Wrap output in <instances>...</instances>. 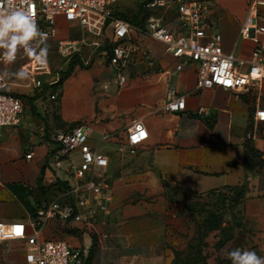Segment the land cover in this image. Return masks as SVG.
Here are the masks:
<instances>
[{
    "label": "crops",
    "instance_id": "0c3cea01",
    "mask_svg": "<svg viewBox=\"0 0 264 264\" xmlns=\"http://www.w3.org/2000/svg\"><path fill=\"white\" fill-rule=\"evenodd\" d=\"M203 1L210 4L208 30L220 34L223 51L247 62L254 42L242 38L240 28L246 18L264 23V0ZM151 12L161 15L169 30L184 29L173 3ZM144 24L145 19L132 23ZM130 37L136 49L126 69L128 82L119 91L113 84L102 87L112 77L109 63L101 52L91 54L93 47L80 44V31L61 15L46 43H79L68 76L55 83L69 67L66 59L59 65L47 58L49 73L38 75L30 70L34 61L18 57L12 65H23L28 76L8 80L7 91L21 98L22 111L16 125L0 126V220L25 223L27 234L37 231L41 241H66L82 252L84 264H231L220 254L225 246L264 256V122L252 119L256 108H264V80L239 91L198 89L195 62L174 58L148 33L134 30ZM142 51L156 68L147 66ZM87 60L89 67L79 68ZM173 94L184 98L183 110L164 109ZM137 119L148 136L129 155L127 128ZM79 122L90 124L88 143L108 160L100 171L108 212L80 221L63 220L56 212L38 216L53 201L69 202L65 186L73 183L72 170L66 161L54 166L61 153L51 135ZM212 194L238 195L236 210L219 209V227L205 228L201 217L193 226L183 199ZM25 250L24 239L1 242L0 264L23 260Z\"/></svg>",
    "mask_w": 264,
    "mask_h": 264
},
{
    "label": "built area",
    "instance_id": "2783aa9c",
    "mask_svg": "<svg viewBox=\"0 0 264 264\" xmlns=\"http://www.w3.org/2000/svg\"><path fill=\"white\" fill-rule=\"evenodd\" d=\"M132 0H12L16 6L30 10L41 31L48 33L47 41L54 34L55 18L61 15L72 23L81 33L80 44L93 47L91 54L101 52L112 69L110 82L104 83L107 89L113 84L116 91L121 90L128 82L127 67L136 46L131 44V33H148L165 45V51L178 60L187 59L197 64L196 87L209 89L220 87L223 90L239 91L256 82L264 80V23H251L245 19L241 28L242 38L251 39L254 47L247 62L237 59L232 53H225L221 46V36L208 30L207 13L210 4L203 0H142V9L146 10L145 24L135 27L129 20L113 14L116 4ZM137 1V0H135ZM173 3L177 10L180 29L171 31L164 24L161 15L151 12L154 8H163ZM46 41V42H47ZM78 44L62 40L56 41L57 51L68 60L79 50ZM107 48L99 50L102 46ZM142 55L149 68H156L157 63L146 52ZM87 60L85 64H89ZM239 65H246L244 71ZM181 63L176 65L180 69ZM33 74L49 73L48 65L37 62L30 65ZM60 77V76H59ZM59 78L55 83L58 84ZM41 86L39 80H35ZM8 80L0 81V126L16 125L22 111V100L19 96L7 91ZM59 86L50 96L56 99ZM182 96L170 95L164 109L178 112L184 109ZM255 123L264 122V108L253 112ZM91 126L87 122L75 123L64 129H57L51 135L57 144L61 157L53 164L60 168L66 161L72 172L73 183L67 185L65 193L69 202L65 205L53 201L45 210H39L38 216L56 212L63 220L80 221L83 216L88 220L97 211L108 212L107 201L110 199L103 192L100 171L107 166V157L88 143ZM147 129L141 119H137L127 128V148L129 155L137 153L138 147L146 140ZM104 135L103 138H106ZM79 153L76 163L72 162L73 153ZM32 152L25 155L30 158ZM24 239L26 250L21 261L9 264H84L82 252L71 247L64 240H45L38 238V232L27 234L25 223L20 221L3 222L0 220V243L5 240Z\"/></svg>",
    "mask_w": 264,
    "mask_h": 264
},
{
    "label": "clouds",
    "instance_id": "9594fccd",
    "mask_svg": "<svg viewBox=\"0 0 264 264\" xmlns=\"http://www.w3.org/2000/svg\"><path fill=\"white\" fill-rule=\"evenodd\" d=\"M48 33L41 31L31 11L16 6L12 0H0V81L26 79L25 67L12 68L18 57L48 63ZM220 254L231 264H264V256L247 248L225 246Z\"/></svg>",
    "mask_w": 264,
    "mask_h": 264
},
{
    "label": "rangeland",
    "instance_id": "374dc122",
    "mask_svg": "<svg viewBox=\"0 0 264 264\" xmlns=\"http://www.w3.org/2000/svg\"><path fill=\"white\" fill-rule=\"evenodd\" d=\"M142 0H132V1H126V2H122L119 3L115 6V11L117 14H122L124 17L128 18L129 21H144V19L146 18V10L142 9V7L140 6V2ZM146 11V12H145ZM49 49V54H48V58L50 60L51 63L54 62V60L56 62L59 63V65H61L63 63V61L68 60L67 58L63 57L62 55H60L57 51V47H56V43H46ZM71 60V59H70ZM69 60V63L71 62ZM89 64H83L81 63L79 68L81 69H85L88 68ZM65 69V67L63 68ZM76 155L73 156L72 158V162L76 163L77 159H76ZM222 194H220V196H216L214 194L209 195L208 197L204 198V199H200V196H190V197H185L183 199V204L184 207H186L187 210H189L190 215H189V220L190 222H193V226H198V222H200V217L201 219L208 215L209 211L213 210L215 205H218L221 207H223V209L226 211V213L228 211L232 212L233 214V210H236V207H232L231 204V198H228L226 196H221ZM229 216V215H226ZM230 217H226L225 220H229ZM236 218H231L230 221L233 222H237ZM193 233V231H192ZM197 237L198 236H194ZM199 239V238H198ZM198 239L194 240V244L198 241ZM198 249H195L194 251V255H193V260H197V258L199 257V251Z\"/></svg>",
    "mask_w": 264,
    "mask_h": 264
},
{
    "label": "trees",
    "instance_id": "16d2710c",
    "mask_svg": "<svg viewBox=\"0 0 264 264\" xmlns=\"http://www.w3.org/2000/svg\"><path fill=\"white\" fill-rule=\"evenodd\" d=\"M117 5V4H116ZM115 5V6H116ZM115 6L113 7V14L120 17V18H123V19H126V20H129L128 18L124 17L122 14H117L116 11H115ZM141 6V4H140ZM146 14V13H145ZM131 22V21H130ZM137 21H132L131 23H136ZM104 48H107L108 49V46L107 45H104ZM71 67H72V63L70 62L69 63V67L65 70V71H62L61 74H60V77H59V81H58V84H60L67 76H68V73L69 71L71 70ZM74 124L70 125V126H73ZM67 186H65L66 188ZM238 195H234L231 199V204H232V207H235L237 204H238ZM223 207L218 206V205H215L213 210L209 211L208 215L204 216L203 219H202V222H203V226L205 228H215V227H219L221 225V221H222V212L219 213V209H222Z\"/></svg>",
    "mask_w": 264,
    "mask_h": 264
}]
</instances>
